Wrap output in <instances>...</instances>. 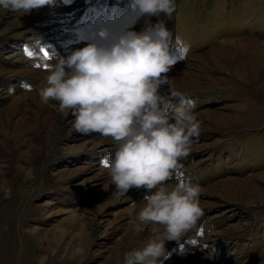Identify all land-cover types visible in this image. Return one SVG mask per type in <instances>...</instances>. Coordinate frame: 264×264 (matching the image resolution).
<instances>
[{"label": "rangeland", "instance_id": "374dc122", "mask_svg": "<svg viewBox=\"0 0 264 264\" xmlns=\"http://www.w3.org/2000/svg\"><path fill=\"white\" fill-rule=\"evenodd\" d=\"M125 3L58 0L30 14L0 7V264H122L125 251L163 233L138 219L150 193L119 194L102 165L116 142L77 133L70 110L39 94L52 53L106 42L101 20L139 32L159 19L187 46L168 76L202 122L165 186L198 183L204 213L166 242L164 264H264V0H176L171 18L134 24L118 19ZM160 92L179 105L167 87Z\"/></svg>", "mask_w": 264, "mask_h": 264}, {"label": "clouds", "instance_id": "9594fccd", "mask_svg": "<svg viewBox=\"0 0 264 264\" xmlns=\"http://www.w3.org/2000/svg\"><path fill=\"white\" fill-rule=\"evenodd\" d=\"M57 3L0 0V7L30 14ZM176 10V0H126L118 19L134 24L161 14L171 18ZM97 32L106 42L65 49L66 55L51 54L47 86L39 94L45 103L59 101L62 112L70 110L77 133H99L116 142L111 158L102 165L119 194L133 188L150 193L144 197L138 219L162 225L163 233L142 249L125 251L122 264H164L169 258L166 242H178L204 215L198 183L188 178L179 179L171 190L165 186L174 173L179 174L180 161L190 154L202 126L193 111L194 101L176 90L168 76L178 62L177 53L186 54L187 46L160 19L155 24L146 22L139 32L131 28L115 31L101 20ZM22 87L33 90L26 83ZM162 87L179 100L178 106L161 95ZM143 230L140 223L135 225L136 232Z\"/></svg>", "mask_w": 264, "mask_h": 264}, {"label": "snow or ice", "instance_id": "6c2138e0", "mask_svg": "<svg viewBox=\"0 0 264 264\" xmlns=\"http://www.w3.org/2000/svg\"><path fill=\"white\" fill-rule=\"evenodd\" d=\"M26 54L27 55H32V53L30 52V51H28V50H26ZM43 55H44V57L47 59V58H49V54L45 51L44 53H43ZM41 65H39V64H37L36 65V67H40ZM44 67L46 68L47 67V65H44Z\"/></svg>", "mask_w": 264, "mask_h": 264}]
</instances>
